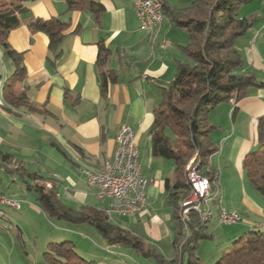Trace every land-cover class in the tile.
<instances>
[{
  "label": "crops",
  "instance_id": "obj_1",
  "mask_svg": "<svg viewBox=\"0 0 264 264\" xmlns=\"http://www.w3.org/2000/svg\"><path fill=\"white\" fill-rule=\"evenodd\" d=\"M162 2L165 18L158 28L146 31L140 27L133 0L21 1L20 23L7 34L9 45L21 54L25 68L13 88L24 90L29 101L43 111L31 112L10 104L3 88L14 65L12 61L5 64L0 73V149L9 152L27 171L46 179V186L62 205L103 214L108 201L97 197L81 169L99 168L113 155L118 130L122 126L132 128L147 181V206L137 215L109 220L138 237L146 248L171 259L176 253L175 222L165 182L168 179L172 184L175 164L151 154L150 127L153 110L161 102L160 88L170 85L180 64H193L185 49L189 33L176 26L171 16V12L189 7L192 0ZM258 3L256 8L240 10L241 16L254 15L256 19L235 47L243 60L237 72H251L257 82H264V34L256 35L264 31V7L262 0ZM31 18L65 23L63 36L53 49L47 34L29 29ZM100 46L108 50L103 64L97 63ZM100 71L109 73L105 95L100 90ZM223 105L231 122L228 130L215 136L220 149L209 159L217 184L220 165L235 168L246 179L242 164L256 148L257 124L264 115V86L249 87L245 97ZM212 113L210 110L208 121L215 126ZM19 179L24 189L16 184ZM254 191H243V210L255 218L249 224L262 227L264 200ZM28 192L34 194L36 203L41 201L22 177L0 168V194L21 203L27 202L24 196ZM28 202L23 210L21 206L0 205L1 216L9 220L13 217L7 210L21 211L14 218L15 226L0 222V264H48V244L63 241L71 242L75 252L92 264H142L134 259L138 253L131 247L123 242L109 244L93 224L59 219L43 201L42 206ZM212 222L218 225L215 219Z\"/></svg>",
  "mask_w": 264,
  "mask_h": 264
},
{
  "label": "trees",
  "instance_id": "obj_2",
  "mask_svg": "<svg viewBox=\"0 0 264 264\" xmlns=\"http://www.w3.org/2000/svg\"><path fill=\"white\" fill-rule=\"evenodd\" d=\"M21 1H0V45L3 55L14 65V72L6 79L3 90L12 106H24L28 111L42 112L41 108L29 101L24 90L13 88V83L22 79L25 68L21 54L9 45L7 34L20 23L18 14L23 11ZM251 1L192 0L189 7L171 12L174 24L189 33L190 41L185 49L193 64H180L170 85L160 88L161 102L153 110L150 135L151 154L171 159L175 164L172 184L167 179L165 188L175 222L173 246L176 253H179L181 245L179 256L165 259L155 250L146 248L138 237L113 224L105 211L103 214L88 213L62 205L55 192L46 186V179L27 171L9 152L1 149L0 168L22 177L28 188L38 194L39 200L57 218L93 224L109 244L123 242L154 264H202L196 255L198 242L213 235L192 210L188 211L185 223L180 220L181 202L190 192L186 165L195 155L197 168L209 177L213 187L216 177L208 167H204L208 166L209 158L217 151L210 141V133L215 128L208 121L210 110L222 102L239 101L246 96L249 87L264 86V82H257L251 72H237L243 60L235 47L236 41L256 19L254 15L241 16L240 10ZM28 27L31 31L40 30L47 34L49 48L53 49L63 36L65 23L59 19L31 18ZM107 54L108 50L100 46L97 63L103 64ZM108 76L107 71L99 73L103 95L106 94ZM242 167L248 184L264 200V115L257 124L256 148L246 155ZM186 221H189L188 234L184 228ZM48 249V264H92L75 252L71 242H51ZM215 264H264V230H250L242 234Z\"/></svg>",
  "mask_w": 264,
  "mask_h": 264
},
{
  "label": "built area",
  "instance_id": "obj_3",
  "mask_svg": "<svg viewBox=\"0 0 264 264\" xmlns=\"http://www.w3.org/2000/svg\"><path fill=\"white\" fill-rule=\"evenodd\" d=\"M264 7V0H262ZM134 11L139 19L140 27L146 31L158 28L165 12L162 0H133ZM264 34V31L256 32V35ZM116 148L113 155L105 159L102 165L95 168L84 167L81 171L85 174L87 184L96 191L99 199H106L108 204L103 211L109 213V219L115 216H133L141 213L147 206L146 185L140 184L142 172H138L140 164L136 135L132 128L122 126L116 136ZM76 162H80L76 159ZM193 161H191L190 165ZM210 173L216 177L209 164ZM189 176L193 183V191L190 194V201L184 203V208H192L198 220L207 224L213 218L218 225L234 224L241 220L237 212L225 209L220 203L214 204L220 197L219 187L214 178L213 192L203 190L202 181ZM113 195H120V203H113ZM0 202L10 203V207L19 209V200L0 194ZM220 202V199H219ZM1 212V210H0ZM189 221H186L187 234L189 232ZM181 245H179V256Z\"/></svg>",
  "mask_w": 264,
  "mask_h": 264
},
{
  "label": "rangeland",
  "instance_id": "obj_4",
  "mask_svg": "<svg viewBox=\"0 0 264 264\" xmlns=\"http://www.w3.org/2000/svg\"><path fill=\"white\" fill-rule=\"evenodd\" d=\"M258 2L259 0H254L252 3H249L248 5H243L241 7V11L258 7L259 6ZM5 64L7 65V64H12V63L9 58H7L5 55L2 54L0 55V73L3 72V69H4L3 66ZM225 103L226 102H222L218 104L216 107H214L213 109H211V113L213 112L211 115V119H212V122L215 123V129L211 131L210 138H211V145L214 148H216L217 151L220 149L221 144L215 139V136L225 131L223 129L228 130L229 124L231 122L230 113L227 114V118H228L227 119L222 110V108L225 107V105H223ZM219 120H221L222 122L217 123L216 121H219ZM209 162L210 161H208V164ZM27 165L31 169H37L36 166L30 163H28ZM224 168L225 167L222 165H220L217 168V171H218L217 173L219 175L218 187H219V193L221 197H218L214 204L216 205L217 203H220L224 208L231 209L234 212H237L238 214L241 215V220L234 224H224V225H211L213 223L212 221L214 220V218L208 222V224L206 225L207 231H210L213 236L211 238L199 240L198 247L196 250V255L200 263L202 264H215L218 261V259L221 257L222 253L226 249H228L231 246L232 242L238 237H240L242 234L250 230H262V231L264 230V226L257 227V226H252L251 224H249L248 222H254L255 218L250 214H246V212L243 210V204H244L242 202L243 191L244 190L254 191V189L250 187L247 180L245 179V176L244 178H241L239 176L235 168L231 166L225 169ZM16 184L20 186L22 189H24V186L20 179L17 181ZM254 192L259 198H262L257 191H254ZM219 199H220V202H219ZM28 200L36 203L35 196L33 193L31 192L26 193V195L24 196V201H27V202H21V210L26 208L27 204L29 203ZM36 204H38L39 206L43 205L41 201L40 202L37 201ZM7 214L10 215L9 217H13L12 220H9L7 217L4 218L5 216L0 215V222L6 223L5 221L7 222L9 221L13 223L15 226L16 220H14V218H16L17 215L21 214V211L7 210ZM134 259L138 260L142 264H149V262L144 260L138 254L134 255Z\"/></svg>",
  "mask_w": 264,
  "mask_h": 264
},
{
  "label": "bare ground",
  "instance_id": "obj_5",
  "mask_svg": "<svg viewBox=\"0 0 264 264\" xmlns=\"http://www.w3.org/2000/svg\"><path fill=\"white\" fill-rule=\"evenodd\" d=\"M191 161L193 162L190 165ZM197 166H198V162L196 161V156L194 155L193 157L189 159L186 165V179L190 186V192L188 196L181 202L182 210L181 212H179V217L183 223H185V219L187 217L188 211L190 210L193 211L192 208H184V203H186V201H190V194H191V191H193V183L189 176V171L191 173V176L195 177L196 179H200L202 181L203 190H205L206 192H213L211 180L209 179L207 175H205V173L202 170H199ZM87 168H90V167H87ZM138 172H142L141 165H138ZM140 184H147V181L145 180L144 177H140ZM113 203H120V195H113ZM3 204L10 205V203L8 202H0V205H3ZM107 214L109 215V213ZM0 215H1V212H0ZM184 228L186 229V226H184Z\"/></svg>",
  "mask_w": 264,
  "mask_h": 264
}]
</instances>
